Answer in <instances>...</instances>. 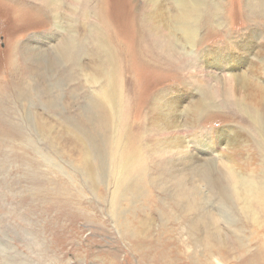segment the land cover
<instances>
[{
  "label": "rangeland",
  "instance_id": "rangeland-1",
  "mask_svg": "<svg viewBox=\"0 0 264 264\" xmlns=\"http://www.w3.org/2000/svg\"><path fill=\"white\" fill-rule=\"evenodd\" d=\"M258 116L264 0H0V264H264Z\"/></svg>",
  "mask_w": 264,
  "mask_h": 264
},
{
  "label": "bare ground",
  "instance_id": "bare-ground-1",
  "mask_svg": "<svg viewBox=\"0 0 264 264\" xmlns=\"http://www.w3.org/2000/svg\"><path fill=\"white\" fill-rule=\"evenodd\" d=\"M86 120V119H85ZM258 120V122L260 123V126H261V128H263V133H264V119H261V117L260 116H258V117H256V121ZM258 124V123H257ZM259 126V125H258ZM17 127V126H16ZM18 128V127H17ZM0 129H1V131H2V127H0ZM14 129H16V128H14ZM19 129V128H18ZM4 131V130H3ZM15 132V131H14ZM13 132V133H14ZM262 132V131H261ZM263 135V134H262ZM4 145V144H3ZM3 148V147H2ZM100 156H99V160L101 161V167H99V168H101L100 169V172L102 171V169L105 167V163L104 162H106V161H104L105 160V158H103V156L101 155V154H99ZM105 171V170H104ZM128 180H129V178H127L126 180H125V182H124V185H126L127 183H128ZM252 189H256V187H253ZM250 193H254L252 190H251V192ZM221 194H222V196H223V198L225 199V194L223 193V192H221ZM259 196L260 197H263L264 196V191H262V189L260 190V193H259ZM4 197V193H3V191H2V193H1V191H0V212L1 213H5V209H6V205H4L2 202H1V200H2V198ZM259 197V198H260ZM4 199V198H3ZM260 200V199H259ZM8 209V208H7ZM0 224H1V222H0ZM208 228L209 227H207L206 228V231H208ZM194 230L195 231H199V226L198 225H196V226H194ZM211 234V232L209 233V235ZM261 262V261H260ZM263 262H261V264H262Z\"/></svg>",
  "mask_w": 264,
  "mask_h": 264
}]
</instances>
